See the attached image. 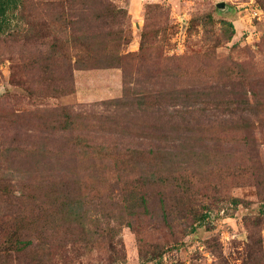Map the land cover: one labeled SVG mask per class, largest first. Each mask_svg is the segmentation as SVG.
I'll return each mask as SVG.
<instances>
[{
  "label": "rangeland",
  "instance_id": "obj_1",
  "mask_svg": "<svg viewBox=\"0 0 264 264\" xmlns=\"http://www.w3.org/2000/svg\"><path fill=\"white\" fill-rule=\"evenodd\" d=\"M17 1L0 264H264V0Z\"/></svg>",
  "mask_w": 264,
  "mask_h": 264
},
{
  "label": "trees",
  "instance_id": "obj_2",
  "mask_svg": "<svg viewBox=\"0 0 264 264\" xmlns=\"http://www.w3.org/2000/svg\"><path fill=\"white\" fill-rule=\"evenodd\" d=\"M17 0H0V33L3 31V28L10 22V12L13 10L14 6L17 4ZM121 13L127 15L124 10H121ZM19 244L22 241L18 242ZM31 242H25L23 249L28 247Z\"/></svg>",
  "mask_w": 264,
  "mask_h": 264
}]
</instances>
